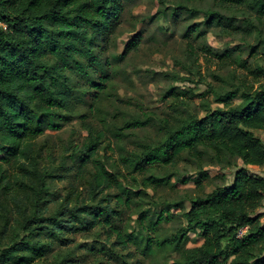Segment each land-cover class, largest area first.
<instances>
[{
  "label": "trees",
  "instance_id": "obj_1",
  "mask_svg": "<svg viewBox=\"0 0 264 264\" xmlns=\"http://www.w3.org/2000/svg\"><path fill=\"white\" fill-rule=\"evenodd\" d=\"M166 1L158 0L161 6ZM211 1L219 7L250 4L264 17V0ZM122 11L123 0H0V264H43L53 245L66 247L69 234L98 224L116 233L114 245L122 250L128 243L139 245L143 240V251L150 247L163 251L171 246L177 254L171 264H264V224L259 214L254 215L264 201V178L249 174L246 168L237 169L229 184L191 201L183 214L185 228L168 239L142 236L138 242L131 234L125 238L109 222L114 212L109 204H88L75 193L46 214V179L52 176L38 171L34 141L46 128L55 127L45 123L47 117L64 121L72 117L88 91L96 97L104 90L109 76L108 60L102 58L103 45ZM184 13L191 15L192 11L185 9ZM182 14L178 8L172 11L173 17ZM202 23L205 27H223L222 31L233 28L219 11L210 12ZM199 29L195 24L188 26L186 36L200 35ZM136 43L129 42L122 54ZM81 81L85 83L83 89L79 87ZM178 93L174 95H194ZM214 93L223 107L210 109L206 105L203 116L187 114L180 118L178 102L172 103V115L160 124V138L129 152L120 165L132 174L156 166H175L187 159L199 162L208 156L218 163L227 157L240 160L244 166H263L264 144L252 130L264 134V83L256 89L242 86ZM236 97L237 104L233 102ZM148 119H133L116 134L146 126ZM88 133L90 138L78 150V157L79 169L83 171L89 163L93 167L88 182L93 201L118 185V174L109 172L96 159L103 132L92 137L88 128ZM3 163L15 167L17 175L8 174ZM209 180L208 174L200 171L194 183L203 190ZM161 181L165 180L149 176L142 178L141 185L157 187ZM120 193L125 196L129 192L120 185ZM121 195L114 198L121 202ZM144 221L141 216L140 222ZM146 228L141 227L142 234H148ZM186 231H198L201 244L187 247ZM50 264H70V258L56 255Z\"/></svg>",
  "mask_w": 264,
  "mask_h": 264
},
{
  "label": "rangeland",
  "instance_id": "obj_2",
  "mask_svg": "<svg viewBox=\"0 0 264 264\" xmlns=\"http://www.w3.org/2000/svg\"><path fill=\"white\" fill-rule=\"evenodd\" d=\"M175 8L183 14L173 17ZM185 9L192 11L191 15L185 14ZM212 11L229 18L233 28L222 31L223 27L219 26L205 27L202 22ZM193 24L200 28V35L186 36L187 27ZM263 24L264 17H260L250 4L219 7L211 0H167L161 6L158 0H123L121 16L103 45L102 58L108 60L106 87L96 97L88 91L72 117L61 122L47 117L45 123L55 127L46 128L34 141L38 171L52 176L46 179L44 197L49 201L46 214L52 213L69 194L75 193L74 196L88 204H109L114 210L109 222L125 238L131 234L138 237V242L142 236L168 239L185 228L183 214L189 210L190 202L217 186L229 184L237 169L246 168L249 174L264 178V165L244 166L240 160L227 157L221 163L208 156L199 162L187 159L175 166H156L132 174L120 165L121 158L129 152L160 138V124L172 115V103L178 102L177 116L180 118L187 114L203 116L206 105L210 109L223 107L215 91L242 86L256 89L264 83ZM132 40L136 45H131L123 55ZM79 87L85 88V83L81 81ZM188 91L194 95H174ZM202 93H205L203 97L197 96ZM238 101V97L233 100L235 104ZM145 118H149L146 126L116 134L125 123ZM88 128L93 131L92 137L98 131L103 132L96 159L109 172L118 174V185L105 190L93 201L88 185L93 167L89 163L82 171L78 157V150L90 138ZM252 133L264 144L261 131L252 130ZM2 165L12 177L16 174L15 167ZM200 171L210 178L203 190L194 183ZM149 176L165 181L157 187L145 188L141 180ZM119 183L129 192L127 195H121ZM116 195H121L123 200L118 202L114 198ZM257 214L264 224V201L254 212ZM141 216L145 217L144 222H140ZM143 225L147 226V235L142 234ZM186 234L187 247L201 244L198 231H186ZM68 240L66 247L53 245L46 257L49 263L45 260L43 264H50L56 255L68 256L70 264H171L177 258L169 245L163 251L153 247L143 251L144 240L139 245L128 243L122 250L114 245L116 233L102 224L69 234Z\"/></svg>",
  "mask_w": 264,
  "mask_h": 264
}]
</instances>
